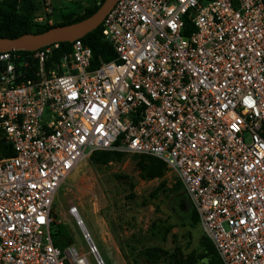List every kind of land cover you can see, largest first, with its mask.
<instances>
[{
  "label": "built area",
  "instance_id": "2783aa9c",
  "mask_svg": "<svg viewBox=\"0 0 264 264\" xmlns=\"http://www.w3.org/2000/svg\"><path fill=\"white\" fill-rule=\"evenodd\" d=\"M99 26L109 61L0 52V264H88L49 224L97 151L161 161L221 264H264V0H116Z\"/></svg>",
  "mask_w": 264,
  "mask_h": 264
},
{
  "label": "rangeland",
  "instance_id": "374dc122",
  "mask_svg": "<svg viewBox=\"0 0 264 264\" xmlns=\"http://www.w3.org/2000/svg\"><path fill=\"white\" fill-rule=\"evenodd\" d=\"M27 1L16 0L17 12L26 24L13 27L24 33L71 22L100 0ZM38 18L41 23L35 22ZM137 160L135 155L122 153L105 165L89 158L81 161L55 194L52 239L69 236L66 247H73L88 264H96L98 257L102 264H145L138 253L150 247L190 264H206L207 259L200 258L205 237L198 222L188 216L189 205L176 174L165 167L161 177L142 180ZM69 206L75 207L97 254L90 253L88 239L67 213ZM156 264L168 263L160 260Z\"/></svg>",
  "mask_w": 264,
  "mask_h": 264
},
{
  "label": "trees",
  "instance_id": "16d2710c",
  "mask_svg": "<svg viewBox=\"0 0 264 264\" xmlns=\"http://www.w3.org/2000/svg\"><path fill=\"white\" fill-rule=\"evenodd\" d=\"M27 2L31 4V2ZM103 0H100L96 6H93L88 11H86L81 17L67 23H61L59 25H67L71 23L78 22L88 16H90L97 7L102 3ZM26 24V18L18 14L16 9V0H3L0 2V38H15L24 32H19L13 27H22ZM54 27V26H52ZM48 28L41 29L34 33H39L45 31ZM99 28H95L90 33L86 34L84 37L80 38V41L86 44L92 54V59L94 62L99 60L102 61H109L113 58V54L109 45H107L99 35ZM69 48V43H58V48L52 52V59L57 61L59 56L67 51ZM262 136L264 137V124L262 126ZM0 150L2 151L3 156H7L10 154L9 149L3 146V143L0 139ZM122 153L119 152H112V151H97L93 152L88 158L94 164L105 165L112 159H118ZM138 160L136 162V167L139 172V177L142 180H152L155 178H159L164 174L165 166L163 163L155 158L144 156V155H135ZM1 157V156H0ZM183 198L187 200L189 205L188 216L192 220L193 223L197 222V217L195 215L194 210L191 208L190 202L185 195L183 194ZM70 237L67 235H61L60 237H56L52 239V243L59 249H63L69 245ZM203 252L200 258H205L206 264H221L218 256L216 255L212 245L210 242L205 238L202 242ZM138 255L144 261L145 264H156L160 260H165L168 264H190V261H183L181 259L176 258L174 254H168L166 251L161 250L160 248L150 247L144 248L139 251Z\"/></svg>",
  "mask_w": 264,
  "mask_h": 264
},
{
  "label": "water",
  "instance_id": "95a60500",
  "mask_svg": "<svg viewBox=\"0 0 264 264\" xmlns=\"http://www.w3.org/2000/svg\"><path fill=\"white\" fill-rule=\"evenodd\" d=\"M115 1L103 0L90 16L75 23L50 27L39 33H24L15 38H0V52L12 50L32 52L45 45L80 39L99 26ZM49 226L53 227L54 223H50ZM81 231L84 233V229ZM87 241L92 244L89 239Z\"/></svg>",
  "mask_w": 264,
  "mask_h": 264
},
{
  "label": "bare ground",
  "instance_id": "6f19581e",
  "mask_svg": "<svg viewBox=\"0 0 264 264\" xmlns=\"http://www.w3.org/2000/svg\"><path fill=\"white\" fill-rule=\"evenodd\" d=\"M81 229L83 228L84 229V227H83V224H82V226L80 227ZM93 245V244H92ZM94 246V245H93ZM95 250H96V248H95ZM96 254H97V250H96ZM100 259V258H99Z\"/></svg>",
  "mask_w": 264,
  "mask_h": 264
}]
</instances>
